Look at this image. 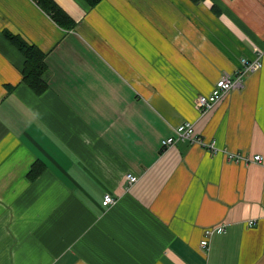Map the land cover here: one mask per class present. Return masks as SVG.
I'll use <instances>...</instances> for the list:
<instances>
[{"label": "crops", "instance_id": "crops-1", "mask_svg": "<svg viewBox=\"0 0 264 264\" xmlns=\"http://www.w3.org/2000/svg\"><path fill=\"white\" fill-rule=\"evenodd\" d=\"M54 1L72 27L0 0V264H264V55L211 109L194 104L264 49V0ZM6 31L44 53L43 92ZM183 121L219 150L162 148Z\"/></svg>", "mask_w": 264, "mask_h": 264}, {"label": "built area", "instance_id": "built-area-1", "mask_svg": "<svg viewBox=\"0 0 264 264\" xmlns=\"http://www.w3.org/2000/svg\"><path fill=\"white\" fill-rule=\"evenodd\" d=\"M264 55V49L259 50L253 58L241 57L240 68L235 69L232 73L225 72L215 81L211 90L208 93L198 94L194 97V104L198 108L200 113H204L211 109L221 97L227 93L230 89L239 87L243 84V76L245 73L256 71L262 66V56ZM179 141H188L189 143H196L210 152H216L218 149L214 139H207L203 135L197 133L194 129V124L190 121H183L176 125L174 134L167 136L161 140V147L167 148ZM226 159L233 162H262V156L259 153L250 155L245 152H231L225 153ZM126 180L129 183H133L137 180V176L131 172L126 173ZM115 197L109 193L104 194L103 203L113 204ZM247 226L254 224L253 219L247 221ZM226 231L225 223H218L205 227L202 232L201 239L199 241L200 250L204 253H208L210 249V243L213 235L218 233H224Z\"/></svg>", "mask_w": 264, "mask_h": 264}, {"label": "trees", "instance_id": "trees-1", "mask_svg": "<svg viewBox=\"0 0 264 264\" xmlns=\"http://www.w3.org/2000/svg\"><path fill=\"white\" fill-rule=\"evenodd\" d=\"M45 11L51 13L54 20L63 26H73L74 21L72 18L54 1V0H35ZM87 5L94 6L100 0H84ZM199 2L200 0H192ZM5 35L10 42L16 46L24 57V65L22 68L23 81L35 92L41 93L47 87V82L44 79L47 65L45 55L34 44L28 43L20 36L5 32ZM40 163L36 161L30 170V177H34L38 172L36 169Z\"/></svg>", "mask_w": 264, "mask_h": 264}]
</instances>
